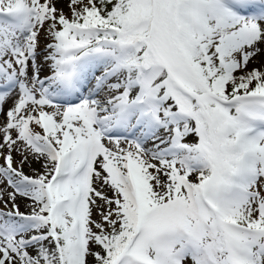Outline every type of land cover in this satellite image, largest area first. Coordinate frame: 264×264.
Here are the masks:
<instances>
[{
  "label": "snow or ice",
  "instance_id": "1",
  "mask_svg": "<svg viewBox=\"0 0 264 264\" xmlns=\"http://www.w3.org/2000/svg\"><path fill=\"white\" fill-rule=\"evenodd\" d=\"M0 264H264V0H0Z\"/></svg>",
  "mask_w": 264,
  "mask_h": 264
}]
</instances>
